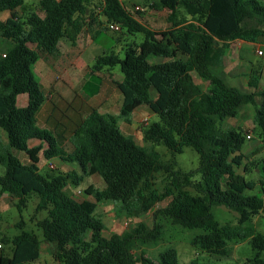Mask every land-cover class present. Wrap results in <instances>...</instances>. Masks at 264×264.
Returning a JSON list of instances; mask_svg holds the SVG:
<instances>
[{
  "label": "trees",
  "instance_id": "obj_1",
  "mask_svg": "<svg viewBox=\"0 0 264 264\" xmlns=\"http://www.w3.org/2000/svg\"><path fill=\"white\" fill-rule=\"evenodd\" d=\"M154 6L171 11L167 29L152 28L137 18L121 0H40L41 15L30 11L24 16L17 12L24 0H0V12L10 11L0 21V190L25 203L31 193L38 194L37 210L47 212L40 222L47 242L54 245L53 257L59 264H181L178 249L168 246L159 253L157 262L142 250L140 256L132 251L134 243L140 248L156 244L161 227L145 230L131 228L121 234L104 235L107 228L97 214L98 203L111 200L117 214L138 217L156 206L164 197L174 194L172 202L155 211L176 224L201 230L191 244L218 260L229 257V242L249 239L257 250L250 264H264V235L247 225L251 217L264 211V197L247 193L257 188L259 181L247 180L238 168L246 158L242 147L247 141L241 126L222 127L220 122L234 118L239 107L256 103L255 121L261 128L264 141V91L259 89L260 74L252 69L249 87L243 93L228 84L224 71V56L230 43L237 39L261 42L264 37V3L260 0H153ZM183 7L190 19H176V10ZM101 9V13H99ZM105 17V18H104ZM108 22H116L128 34L142 33L144 39L127 43L124 57L115 51L98 56L91 66L93 73L106 66H119L124 78L115 82L123 95L120 113L91 111L71 137L73 151L65 160L78 163L80 173H43L39 164L42 155L52 160L62 153L59 138L47 128L37 125V114L46 96L41 90L35 65L44 53L59 51L60 39L68 37L75 43L85 27L93 24L102 31ZM30 44H35L31 48ZM157 58L160 61H151ZM207 83L203 90L194 73ZM155 90L157 97L152 96ZM29 92L34 100L18 107L19 94ZM147 105L159 117L158 122L144 130V140L150 147L127 136L119 126L120 120L130 122L140 106ZM6 137V138H5ZM32 140L40 143L29 146ZM44 144L46 146H44ZM165 144L172 154L192 147L200 155L198 172L174 170L172 163L163 161L154 145ZM24 151L29 162L24 163L13 151ZM264 175V160L259 164ZM171 173V185L164 192L154 189V172ZM99 175L106 186L89 185L85 197L69 195L66 186L78 185L85 176ZM264 180V179H263ZM193 185L197 194L184 190ZM264 192V183L262 182ZM190 200L191 210H182L181 203ZM19 203V205H20ZM215 205L239 213L235 225H222L213 213ZM1 217V210H0ZM4 243L7 242L2 238ZM1 241V242H2ZM40 239L22 231L13 239L10 255L0 253V264H33L40 259ZM3 248L1 249V251ZM189 264H199L193 258ZM209 264H220L210 262Z\"/></svg>",
  "mask_w": 264,
  "mask_h": 264
},
{
  "label": "rangeland",
  "instance_id": "obj_2",
  "mask_svg": "<svg viewBox=\"0 0 264 264\" xmlns=\"http://www.w3.org/2000/svg\"><path fill=\"white\" fill-rule=\"evenodd\" d=\"M133 0H125L126 6H130V2ZM139 7L137 8L135 5H132V9L139 12L145 16V19L150 22L151 17L149 15H145L146 11L143 9L144 6L148 5L149 8L154 6L153 0H137ZM264 3V0H260ZM152 4V5H151ZM159 10L162 8L157 6ZM176 19L180 21L190 19V15L186 12L183 7H178L176 10ZM124 36L126 37L124 42H133L136 41L140 43L144 39V35L142 33L128 34L127 30L123 28ZM120 34L121 33H117ZM243 40V39H237ZM96 44L90 48L89 52H92L94 55H103V50L110 53L111 51H115L121 57H124V44L122 42L121 46H113L114 42L112 40V35L107 32L102 33L100 38L96 41ZM234 47H237V42L235 41L232 44ZM1 48V47H0ZM103 48V49H101ZM257 48L264 50V37L262 38L259 44L254 45L253 53L249 52V49L241 48L239 53L236 54V50L234 52L231 51V43L230 47L226 50V57L224 56L225 68L230 69L229 73H227V81L228 84L238 87L242 90L243 93H250L254 91L253 88L249 87V78L251 74V70L249 71L248 60L252 57L255 58L254 68L260 70L258 65L264 64V53L261 55H257ZM113 49V50H112ZM249 50V51H247ZM44 60H40L39 69L41 68ZM37 72V71H36ZM260 74V72L258 71ZM197 81L201 85L203 90L207 89V81L202 80L197 72L194 73ZM256 103H248L239 107L238 114L234 118H228L223 122H220L217 115H212V118L216 121L217 124L222 125V127H230V126H241L243 130H245L246 136L247 134H251V138L247 137V141L245 145L242 147V152L246 156L243 161V165L239 167L237 170L240 173H243V169L247 166V173L244 174L247 180H257L259 181V185L255 190L247 191V193H258L260 196L264 197V192L262 191V182L264 183V175L261 173L259 164L264 160V141L261 134V128L255 121L256 114V106L260 105L263 101V95L258 94L256 97ZM148 114V112H147ZM159 121V117L151 115L148 118V121L143 120L142 122L138 121L137 128H131L130 133L134 136L135 140L144 146L150 147L152 142H147L144 140V130L154 122ZM123 122V119H122ZM39 126V124L37 123ZM40 127V126H39ZM6 138V137H5ZM62 140H59L58 147L59 150H62V153L58 156L57 159L51 160L54 164H58L55 168L51 169L48 164L49 160H46L42 155V163H41V171L43 173L53 172L55 174L58 173H67L70 172H78L79 173V164L70 162L64 159L62 155H65L68 151V146L62 144ZM155 151H157L161 159L163 161H169L172 163V168L174 170H182L183 172H192L193 179L200 180L201 175L198 172V168L200 167L201 159L198 152L192 147H185L184 151L180 154H172L171 151L166 147L165 144L154 145ZM20 159L27 163L29 162V158L24 151L14 150L13 151ZM4 173V167L0 165V175ZM172 176L171 173H167L164 170H159L154 172L152 177V182L154 183V189L159 192H164L165 188L171 185ZM92 184L96 188H100L103 184H106L101 176L99 175H88L78 184H74L70 182L68 186H66V191L69 195L74 196L77 199L85 198V188ZM184 190L191 192L193 195L197 194V191L193 185H186ZM80 190L81 193L77 191ZM178 191L174 190V194L164 197L160 202L156 204L155 207L150 209L146 213L140 214L138 217L128 216L123 213L118 215L117 205L111 200L99 202L98 208L96 209L97 214L101 215L107 224V228L104 230V235L110 236L113 234H121L125 230L133 229L136 227H144L145 230L154 229L155 225H159L161 227V238L156 242V244L150 243L140 248V245L134 243L132 246L133 253L136 256H140V252L144 250L146 255L152 260V262H157L159 258V253L162 252L168 246H174L178 249L179 260L181 264H189L190 261L195 258L199 261V264H209L210 262H216L220 264H250L248 259L252 258L257 254V250L254 249L249 241V239L245 240H233L229 242V246L232 249V253L229 257H223L218 260L215 256H210L207 253L195 248L191 244V240L195 234L199 233L201 230L189 229L182 225L176 224L170 217L165 215H157L154 216L156 210L167 207L173 200L174 195H176ZM40 198L38 194L31 193L28 196L27 201L25 203H20V200L11 196L8 193L2 192L0 190V241L2 238L7 240L4 243V248L0 253L10 255L12 253L13 239L15 236L19 235L22 231H26L28 233L36 235L41 243L40 249V259L33 264H59L55 261L53 257V251L55 249L54 245L47 242L45 239V234L40 225V222L44 219L47 212L45 210H37L36 207ZM193 201L186 200L182 202L180 205L182 210H191V204ZM20 203V205H19ZM213 213L215 214L217 220L222 224H231L235 225L238 222L239 213L235 210L229 209L225 206L215 205L213 207ZM141 225V226H140ZM247 225L254 226L259 233L264 235V211L259 212L251 217V219L247 222ZM261 257L264 258V250L262 251Z\"/></svg>",
  "mask_w": 264,
  "mask_h": 264
},
{
  "label": "crops",
  "instance_id": "obj_3",
  "mask_svg": "<svg viewBox=\"0 0 264 264\" xmlns=\"http://www.w3.org/2000/svg\"><path fill=\"white\" fill-rule=\"evenodd\" d=\"M58 1L60 0H51L53 4ZM121 1L126 6L124 2L125 0ZM132 5H135L138 8V1L133 0L130 2L129 7L126 6L130 11L136 13L137 11L132 9ZM143 9L146 11L145 15L152 17L150 19L151 21L148 22L145 19V16L136 13L137 18L140 21L148 24L152 28H157L158 30L169 28L170 22L167 19L171 14L169 9L162 8L159 10L155 6L149 8L148 5L144 6ZM30 11H37L41 15H45V12L40 9V0H24V7L19 8L17 12L20 16H24ZM99 13H101V9H99ZM10 14V11L0 12V21L7 19ZM102 27L105 28L106 24ZM105 32L112 35V40L114 42L113 46L117 47L119 45L122 47V42L125 43L124 45L128 43L124 42L126 38L124 36V31L119 32L121 35L117 34L116 31L110 30H104L101 32V28L93 24V26L89 28L85 27L82 30L78 37H76L75 43H73L68 37H62L60 39L59 51L53 55L44 53L34 68L35 72L37 71L36 73L40 77L41 90L46 96V100H44L37 114V123L40 127L49 129V131L57 136L60 141L62 140V144L67 145L68 151L70 152L73 151V146L70 141L73 133L91 111L98 110L101 113H114V115L120 113L123 95L115 84V82H120L124 78L120 71V67L106 66L101 71L95 73H93L91 68L98 56L89 52L90 48L96 44L95 41ZM235 41L237 42V47L232 45ZM235 41L231 42V51L234 52L236 50V54L239 53L241 48L249 49L250 51H247L253 53L251 50H253L254 45L260 43L245 42L243 40ZM29 45L31 48L36 47L35 44L29 43ZM258 49L259 48L256 50L257 53ZM105 50L106 49L103 50V54L108 53ZM257 55L261 54L258 53ZM226 56L227 55L225 54V57ZM42 59L44 62L39 69V62ZM151 61L158 62L160 60H157V58H151ZM225 62L226 60L223 62V65H225ZM247 64L249 66V71L255 69L253 67L255 64V58L252 57L249 59ZM258 67H260V70H258L260 72L259 89H263L264 91V64L258 65ZM230 69L232 68L224 67L226 76ZM152 96L157 97L155 90L152 91ZM34 97L35 96L29 94V92L19 94L18 99L16 100L17 106H27L32 100H34ZM154 114L155 113H153L147 105H142L133 112L130 122L125 120L122 122V120H120L118 124L127 136L134 138L132 133H130V129L137 128L138 121L142 122ZM38 143H40L39 140H32L29 142V146ZM44 146L46 145L44 144ZM58 156L52 160L57 159ZM62 156L65 159V155ZM41 163L39 164L40 167ZM51 163L53 162L50 160L49 164ZM55 164L53 163L54 167L58 165L56 164L55 166ZM91 185H93V183ZM105 186L106 184H103L99 189H102ZM85 197L94 201L90 196L86 195Z\"/></svg>",
  "mask_w": 264,
  "mask_h": 264
},
{
  "label": "built area",
  "instance_id": "obj_4",
  "mask_svg": "<svg viewBox=\"0 0 264 264\" xmlns=\"http://www.w3.org/2000/svg\"><path fill=\"white\" fill-rule=\"evenodd\" d=\"M106 28L108 29V30H110V31H116V33H119V32H122L123 31V27H121V25H119V24H116V22H108V23H106ZM263 52H264V50H262V49H258V53L259 54H263ZM146 121H148V119H146ZM251 134H247V137L248 138H251ZM48 166L51 168V169H54L55 167H54V165H53V163H51V164H48ZM78 193H81V191L80 190H78L77 191ZM2 248H4V244H3V242H1L0 241V250L2 249Z\"/></svg>",
  "mask_w": 264,
  "mask_h": 264
},
{
  "label": "water",
  "instance_id": "obj_5",
  "mask_svg": "<svg viewBox=\"0 0 264 264\" xmlns=\"http://www.w3.org/2000/svg\"><path fill=\"white\" fill-rule=\"evenodd\" d=\"M105 18V17H104Z\"/></svg>",
  "mask_w": 264,
  "mask_h": 264
}]
</instances>
